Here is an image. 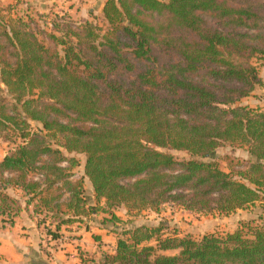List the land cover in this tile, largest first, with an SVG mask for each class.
<instances>
[{
  "label": "trees",
  "instance_id": "1",
  "mask_svg": "<svg viewBox=\"0 0 264 264\" xmlns=\"http://www.w3.org/2000/svg\"><path fill=\"white\" fill-rule=\"evenodd\" d=\"M11 9L0 12V139L11 146L0 218L11 225L19 211L11 191L58 225L82 222L96 212L85 180L122 225L113 210L228 217L264 203V100L241 104L264 90L253 63L264 57V2L104 0L92 21L53 15L47 33ZM223 145L249 159L225 156L222 168ZM253 223L199 238L123 226L90 264H264V222Z\"/></svg>",
  "mask_w": 264,
  "mask_h": 264
},
{
  "label": "crops",
  "instance_id": "2",
  "mask_svg": "<svg viewBox=\"0 0 264 264\" xmlns=\"http://www.w3.org/2000/svg\"><path fill=\"white\" fill-rule=\"evenodd\" d=\"M102 7L103 3L98 10L99 13H101ZM69 12L72 15H76V9H70ZM86 19L89 20V15ZM8 151L0 153V161L8 153ZM78 157H81L82 162L78 160ZM75 158L78 160L79 163L81 162L79 170H82L83 157L81 155H76ZM62 166H66V164H62ZM89 186L91 188L90 184ZM66 197L67 195L65 194L61 201H65ZM15 200L19 211L13 217V223L10 225L3 218H0V222L2 224L0 226V264H90L91 260L98 262L102 254L112 253L115 250L116 242L118 239L116 231H119L123 226L134 227L139 225L130 221H126V223L123 225L122 223L108 221L105 225L101 224L99 226H94L90 229H88L89 227L80 229L79 226L81 227L85 221L93 220V218H96L98 214H108L110 216L109 212H102V209L104 208V200L97 202L95 199H92L94 200V203L91 202V204L87 202L86 207H89L88 209H90V207L93 208L96 206L101 209L100 211L96 210L94 214H88L86 217H82V222L60 224L58 226L56 225V223L52 224L51 222H42L41 214L34 213V204L33 202L28 203L27 198ZM169 208L171 209L172 207ZM164 210L166 211V209ZM164 210L161 216L168 218L166 219L167 222H164L163 225L168 227V231H176L179 236L192 233V231L182 233L181 227L186 226L181 221L182 218H184V220L189 218L188 220L192 221V225L190 227L191 229L199 228L200 230L205 225L206 229L211 228L209 229L211 230V233L213 232V229H216L215 227L217 226V222L220 226H224L227 224V221L221 219H226L227 217H219L216 214L200 216L192 212L185 211L178 207L175 208L173 214L169 213L168 211V213H165ZM118 211L119 210H113L111 213L115 216L116 212ZM240 211L243 210H238L237 212ZM146 213L150 218L153 215V213L150 212ZM233 214H230L229 216H232ZM103 216V218L108 219V216ZM198 216H200L199 219H195L198 218ZM109 218L111 219V216ZM119 221H123V219H120ZM118 224H120L121 227H114L118 226ZM140 224H147V222H143ZM157 224H159L158 221L147 225ZM47 225H50L49 228L51 230L53 238H57L58 234L65 233L71 236L70 243L60 245L59 247L53 246V243L48 241L45 235L46 232L44 229ZM74 225L77 226V228L73 227ZM108 225H112L113 228H109ZM104 233L106 234V236H108L107 239L105 238L106 236L104 237ZM201 234L203 233L201 232ZM88 235L94 238L95 241H98L100 248H98L97 251H89L88 247L85 246V238ZM110 235L113 237H110ZM166 254H169V252H166Z\"/></svg>",
  "mask_w": 264,
  "mask_h": 264
},
{
  "label": "rangeland",
  "instance_id": "3",
  "mask_svg": "<svg viewBox=\"0 0 264 264\" xmlns=\"http://www.w3.org/2000/svg\"><path fill=\"white\" fill-rule=\"evenodd\" d=\"M104 0H0V12L4 15H8L9 13L6 11L8 7H12L13 9L10 10V14L13 16H16L17 14L19 15H27L26 19L30 21L33 19L34 23H36L39 27V30L42 32H49L50 26H48V23L50 20L53 19V15H70L72 19H75L76 21H84L87 20L86 18L88 17L89 14H95L96 16H100L101 13L98 12L99 8L101 7L102 3ZM160 1H166V0H160ZM260 2H264V0H257ZM41 6V7H40ZM96 8V9H95ZM70 9H76V15H72L69 10ZM4 10V12H3ZM93 11V12H92ZM90 19V18H89ZM91 20V19H90ZM92 21V20H91ZM101 24L100 21H96ZM254 65L257 67L258 74L261 79H264V57L262 58H257L253 60ZM264 100V90L260 89L258 87L255 92L254 96L243 99L241 101V104H248L250 106H258L261 105ZM11 146L7 145L0 139V153L6 152L10 149ZM175 157L181 159L185 158L186 155L184 153H179V152H171ZM229 156L234 159H238L240 161H246L249 159V155L246 151L245 148H237V147H232L229 145H223L222 147L218 148L214 155L213 158L220 159V165L222 168H225V161H223V157ZM78 160L81 161V157H78ZM83 160V159H82ZM222 160V161H221ZM82 162V161H81ZM80 162V164H81ZM79 167L75 168V172L79 175ZM84 189H85V199H87V202L91 204V202L94 203L93 194L91 191V188L89 186V183L85 180L84 181ZM9 193L14 197V199H26L24 196L20 193H13L9 191ZM169 207H172L171 209ZM21 208V207H20ZM175 206H171L169 204L163 205L161 208V213L160 215H155L153 214L150 217H148V214L146 212H141V213H131L128 214L127 216L124 214V211L120 209V211L116 212V217H119V219H123V221H130L134 222L135 224H140L143 222H147V224L153 223L158 221L159 223L163 224L164 222H167V218L164 216H161L164 210L165 213H174ZM93 209L100 211L101 208L99 207H93ZM168 211V212H167ZM91 212V211H90ZM108 216V219L103 218L104 216ZM42 222H51L52 224H55L58 226L59 220L54 219L51 217L49 214L47 217L43 216L41 214ZM110 216L108 214H98L96 218H93V220L85 221L83 225L79 228H93L94 226H99V225H105L108 221H110L109 218ZM148 217V218H147ZM198 218L195 219H199ZM184 220V218L181 219V221L186 225L185 227H181L182 233H185L187 231H192L190 235H192L195 238H199L202 234L201 232L208 233L210 232L211 228L206 229V226L204 225L202 229L199 230V228H194L191 229L192 221ZM224 221H227V224L224 226H220L217 222V226L215 227L216 229H213L214 234L217 235H224L227 232H231L236 230L239 227L240 223H246L249 221H253V225H261L262 222H264V203H257L256 205L252 206L251 208H248L247 210H243L240 212H236L232 216L225 218ZM220 219V220H221ZM219 220V221H220ZM87 224V225H86ZM0 222V226H1ZM50 226V225H49ZM49 226H45V232L50 230ZM109 228H113L112 225H108ZM188 226V228H187ZM76 227L77 226H73ZM114 227H121L120 224L118 226ZM104 237L106 234H103ZM108 236L105 238L107 239ZM110 237H113L110 235ZM85 246L88 247L89 251H97L98 248H100V245L98 241H95L94 238L90 237L89 235L86 236L85 238ZM93 253V252H92ZM174 252H169V254H173Z\"/></svg>",
  "mask_w": 264,
  "mask_h": 264
},
{
  "label": "built area",
  "instance_id": "4",
  "mask_svg": "<svg viewBox=\"0 0 264 264\" xmlns=\"http://www.w3.org/2000/svg\"><path fill=\"white\" fill-rule=\"evenodd\" d=\"M40 178H42L41 175H33L32 176V179L34 181H38ZM79 178H80V176L76 172H74V174L70 177V179H72V180H77ZM45 235H46V238L48 239V241L52 242L53 246H55V247H59L60 245L68 244L71 241V236L68 234H65V233L58 234L57 238H53L52 234L51 233L49 234L47 232Z\"/></svg>",
  "mask_w": 264,
  "mask_h": 264
}]
</instances>
